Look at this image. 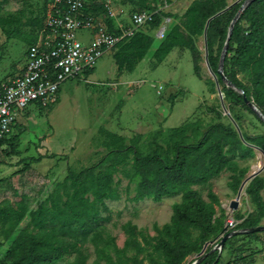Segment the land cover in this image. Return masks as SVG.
Wrapping results in <instances>:
<instances>
[{"label": "trees", "instance_id": "1", "mask_svg": "<svg viewBox=\"0 0 264 264\" xmlns=\"http://www.w3.org/2000/svg\"><path fill=\"white\" fill-rule=\"evenodd\" d=\"M157 1L163 0H139V3L149 9L145 11L155 12L158 10ZM48 2L44 0L41 20L31 18L22 27L42 29ZM243 3L236 4L211 21L208 29L209 62L218 76L226 105L236 124L240 127L236 111L241 109L264 127V122L246 104L241 93L244 91L248 100L264 114V0H254L242 13L233 31L225 75L235 89L228 87L218 74L231 23ZM228 6L229 0L193 1L182 16L176 17L178 23L167 30L155 51V66L161 65L175 49L189 50L195 75L202 80L205 54L199 42L204 40L209 19ZM100 12L105 15L109 30L120 32L114 20L107 15L105 6L95 1L90 6L87 2L86 13L96 15ZM166 17L174 18L169 14ZM162 19L159 12L148 26L157 30L163 23ZM6 24L20 28L18 20L9 19ZM37 40L36 35L29 47ZM154 43L155 38L141 30L124 39L113 53L118 74L133 73ZM207 84L216 87L215 81L209 80ZM60 93L61 90L57 103ZM241 131L248 145L264 151V134L251 136ZM108 137L104 142L108 153L97 164L78 173L69 168L68 176L45 199H42L45 186L29 190L14 187V177L27 173L31 167L0 180V187L4 189L0 191V199L3 198L0 201V234L3 239L0 252L10 243L0 264H61L72 256L75 259L71 264H88L91 257L89 245L94 247L97 256L94 264H184L189 257L199 256L207 244L219 240L217 246L220 238L227 235L224 219L217 217L219 198L209 192L207 202L194 187L208 185L229 171L233 174L231 187L235 191L240 189L247 171L239 168L236 159L253 158L255 152L241 140L235 127L216 123L205 129L203 124L193 121L187 127L174 131L169 139H163L161 132L156 133L148 144L147 153L141 147L145 144L142 135L125 137L108 132ZM4 143H11L16 150L19 138L12 135L0 141V146ZM46 158L54 159L57 155L47 154L31 160L41 162ZM119 173L130 183H136L134 202L152 200L160 203L167 197H182V202L173 206L170 223L162 228L154 225L157 234L154 237L131 222L124 224L122 230L126 241L123 248L104 229V225L112 221V211L107 202L122 200L121 180H116ZM247 193L252 198L255 212L235 231L257 228L264 220V179L259 176L252 180ZM27 217L29 222L19 229ZM236 219L241 221L245 217L238 215ZM219 255V251L210 253L201 264H220ZM243 262L244 259L239 264Z\"/></svg>", "mask_w": 264, "mask_h": 264}, {"label": "rangeland", "instance_id": "2", "mask_svg": "<svg viewBox=\"0 0 264 264\" xmlns=\"http://www.w3.org/2000/svg\"><path fill=\"white\" fill-rule=\"evenodd\" d=\"M94 1L100 4L98 0H87L90 6ZM193 1L163 0L157 1L156 5L163 16L162 20L170 19L169 27L172 28L178 23L176 17L182 16ZM245 1L229 0V4ZM99 2L103 6L110 2L119 24L123 26L129 25V19L134 13L149 10L141 7L139 0ZM43 4L44 0H0V76H5V81H14L25 65L29 43L38 36L40 30L39 27L22 25L31 18L41 20ZM168 14L174 18L166 17ZM9 19L20 21V28L6 24ZM141 31L151 34L155 43L133 73L119 75L114 54H106L98 61L93 73L81 75L61 86L60 100L54 107L39 108L36 104L27 107L19 116L18 127L14 128V134L19 138L17 149H13L11 143L1 148L0 180L11 178L14 173L31 167L27 173L14 177V187L29 190L45 186L46 191L42 196L45 199L68 176L69 168L78 173L97 164L108 153L104 145L109 138L108 132L125 137L142 135L145 144L141 147L147 153L148 144L156 133L161 132L163 139H169L174 131L187 127L193 121L203 124L205 129L216 123L235 127L223 111L217 86L207 84V81H214V78L206 63H203L202 80L195 75L189 50L175 49L161 65L155 66L154 54L162 40L157 38L156 29L151 30L146 26ZM78 38L86 41L88 34L81 32ZM199 47L205 54L204 40L199 42ZM236 114L240 117L243 132L251 136L264 134V127L254 116L241 109ZM254 152L253 158L236 159L239 168L247 171L242 184L264 165V155L259 150L254 149ZM47 154H55L57 158H46L41 162L31 160ZM232 176L231 172L226 171L208 185L194 189L207 202L209 192L219 198L217 217H222L225 224L229 218H234L239 225H243L254 214L255 206L247 193L249 184L238 199L239 190L235 191L231 187ZM260 177L264 179V172ZM116 180H121L122 200L107 202L112 211V221L104 225V229L116 238L120 248H123L126 241L122 230L124 224L131 222L154 237L157 235L154 225L162 228L170 223L173 206L182 202V197L178 196L167 197L160 203L152 200L137 203L132 200L136 195V183H130L122 173L116 175ZM0 191L4 189L0 187ZM234 201L239 204L236 211L231 209ZM238 215L245 219L239 221L236 219ZM28 222L29 217L21 223L19 229L24 228ZM261 226H264V220ZM0 241H3L1 234ZM218 241L210 244L206 253L217 252L214 249ZM9 245L7 243L0 252V261L4 259ZM88 250L91 254L88 264H94L97 260L94 247L89 245ZM219 257L220 264H239L243 259L242 264H264V232L254 237L240 235L232 239L226 243ZM74 259L75 256H72L61 264H71ZM197 259L198 256L189 257L184 264H193Z\"/></svg>", "mask_w": 264, "mask_h": 264}, {"label": "built area", "instance_id": "3", "mask_svg": "<svg viewBox=\"0 0 264 264\" xmlns=\"http://www.w3.org/2000/svg\"><path fill=\"white\" fill-rule=\"evenodd\" d=\"M87 0H49L43 27L35 44L28 48L27 59L19 76L0 84V141L11 138L19 116L31 104L50 109L58 101L61 86L95 69L106 54H113L126 38L150 25L159 10L134 13L128 26L119 25L120 32H111L104 19L86 13ZM110 19L116 20L113 6L106 3ZM169 20L157 29L162 40L169 29ZM88 34L83 41L78 34ZM0 146V151H1ZM239 223L229 218L227 232Z\"/></svg>", "mask_w": 264, "mask_h": 264}, {"label": "water", "instance_id": "4", "mask_svg": "<svg viewBox=\"0 0 264 264\" xmlns=\"http://www.w3.org/2000/svg\"><path fill=\"white\" fill-rule=\"evenodd\" d=\"M254 0H246L243 5L241 6L240 8V11L238 12V14L236 15V17L234 18V20L232 21L231 23V26H230V29H229V35H228V38H227V41L225 43V46H224V49L222 51V54H221V58H220V64H219V69H218V74L222 77L223 81L225 82V84L230 87V88H234L235 89V86L228 80V78L226 77L225 75V61H226V58L228 56V51H229V47H230V41H231V38H232V35H233V31H234V28L236 26V24L238 23V21L240 20L241 18V15L242 13L246 10V8L253 2ZM240 2V1H239ZM239 2L233 4V5H230L228 6L225 10L219 12L218 14H216L215 16H213L211 19H209V21L207 22L206 24V27H205V32H204V43H205V63H206V66L209 70V72L211 73V75L213 76L214 78V81L216 83V86H217V90H218V94L220 96V100H221V103H222V107H223V111L225 113L226 116H229L231 118V120L234 122L235 124V127H236V130L237 132L239 133V136L241 138V140L246 144L248 145L245 140H244V137H243V133L240 129V127L236 124V122L234 121V119L232 118L228 108L226 107L225 105V95L224 93L222 92L221 90V86L219 84V80H218V76L216 75V73L212 70V67L210 65V62H209V47H208V29H209V25L211 23V21L215 20L216 18L222 16L223 14L227 13L232 7H234L236 4H238ZM241 93L244 95V99H245V102L246 104L255 112V114L258 116V118H260V120H262L264 122V114L257 108V106L254 104V102L252 101H249L248 98L245 96V93L244 91H241ZM250 147H252L253 149L255 150H259L263 155H264V151L262 149H260L259 147L257 146H253V145H248ZM264 172V165L263 167L261 168H258L257 171H255L251 176H249L244 182L243 184L241 185L240 189H239V192H238V199L241 198L242 194H243V191L245 189V187L252 181L254 180L255 178L259 177L262 173ZM238 207H239V204H238V201H234L231 205V209L236 211L238 210ZM264 232V226H259L257 228H252V229H243V230H237V231H231V232H228L227 235L221 240V242L216 246V248L214 249V251H220V255H221V252L223 251V248L225 247L226 245V242L228 239L232 238V237H236V236H239V235H248V234H255V233H262ZM210 244H213V242L207 244L203 251L199 254L198 256V260H196L193 264H201L203 262V260L210 254V253H213V251L209 252V254H206V251L208 250V247ZM217 263V262H216ZM215 263V264H216Z\"/></svg>", "mask_w": 264, "mask_h": 264}, {"label": "crops", "instance_id": "5", "mask_svg": "<svg viewBox=\"0 0 264 264\" xmlns=\"http://www.w3.org/2000/svg\"><path fill=\"white\" fill-rule=\"evenodd\" d=\"M92 3V2H91ZM98 3H100L99 5H101V2H99V0H98ZM96 16H99L101 19H104L103 17H105V15L103 14V12H100L99 14H96ZM117 20V21H116ZM116 20H114V23H115V25L116 26H119V25H121V24H119L120 22H119V19H117L116 18ZM129 22H130V19H129ZM119 24V25H118ZM41 30V29H40ZM39 33H40V31H39ZM39 35V34H38ZM28 50V49H27ZM24 68V67H23ZM23 68H21L20 69V71L22 72V70H23ZM21 74V73H20ZM10 81H5V76H0V84H3V83H9ZM12 82V81H11ZM18 125H19V119H18V121L16 122V124H15V126H14V128H16V126L18 127ZM16 129H14V131H15ZM13 135L14 136H17L16 134H14V132H13ZM5 145H8L7 143H4V145L2 146V147H4Z\"/></svg>", "mask_w": 264, "mask_h": 264}]
</instances>
